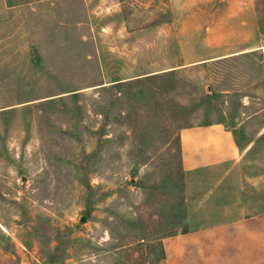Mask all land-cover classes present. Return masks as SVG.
<instances>
[{
	"label": "rangeland",
	"instance_id": "1",
	"mask_svg": "<svg viewBox=\"0 0 264 264\" xmlns=\"http://www.w3.org/2000/svg\"><path fill=\"white\" fill-rule=\"evenodd\" d=\"M207 121L242 155L192 174ZM223 170L263 213L264 0H0V264H165Z\"/></svg>",
	"mask_w": 264,
	"mask_h": 264
},
{
	"label": "crops",
	"instance_id": "2",
	"mask_svg": "<svg viewBox=\"0 0 264 264\" xmlns=\"http://www.w3.org/2000/svg\"><path fill=\"white\" fill-rule=\"evenodd\" d=\"M181 140L183 167L192 174L237 163L243 151L220 123L185 128ZM227 179L228 170H223L211 186L187 193L189 225L162 237L165 264H264V212L226 215L238 210L224 203ZM210 212L225 216H199ZM195 214L199 217L193 218Z\"/></svg>",
	"mask_w": 264,
	"mask_h": 264
},
{
	"label": "trees",
	"instance_id": "3",
	"mask_svg": "<svg viewBox=\"0 0 264 264\" xmlns=\"http://www.w3.org/2000/svg\"><path fill=\"white\" fill-rule=\"evenodd\" d=\"M210 123H212V122L207 121V122L202 123V124H210ZM161 257H162V258L165 257V253H164V249H163V246H162V245H161Z\"/></svg>",
	"mask_w": 264,
	"mask_h": 264
},
{
	"label": "water",
	"instance_id": "4",
	"mask_svg": "<svg viewBox=\"0 0 264 264\" xmlns=\"http://www.w3.org/2000/svg\"><path fill=\"white\" fill-rule=\"evenodd\" d=\"M82 221H86V217H83V218H82Z\"/></svg>",
	"mask_w": 264,
	"mask_h": 264
}]
</instances>
